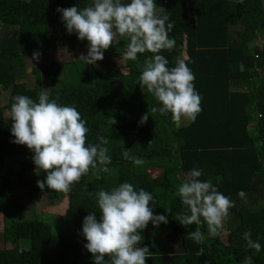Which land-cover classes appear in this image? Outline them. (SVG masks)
I'll use <instances>...</instances> for the list:
<instances>
[{
    "label": "trees",
    "instance_id": "obj_1",
    "mask_svg": "<svg viewBox=\"0 0 264 264\" xmlns=\"http://www.w3.org/2000/svg\"><path fill=\"white\" fill-rule=\"evenodd\" d=\"M154 3L160 17L168 16L166 27L173 24L168 36L175 41L172 49L159 54L171 69L185 52L183 61L194 74L201 97L202 111L194 122L185 119L182 126L174 122L171 112H152L163 105L140 86L145 61L155 54L146 51L138 53L136 60L125 59L128 39L119 35L104 51V59L94 65L78 57L62 64L56 82L39 76L33 87L18 82L14 59L34 53L42 58L51 36L64 48L87 55L89 42L81 41L76 32L68 33L57 9L83 10L94 0H0V92L8 95V106L17 95L38 103L46 87L43 81L48 83L49 100L75 107L89 130L86 144L100 143L99 137H104L111 158L109 172L90 169L81 178V189L70 196L62 219L54 225L33 214L17 219L2 234L7 247L0 248V264H95L85 247L84 219L96 213L100 222L98 192H110L125 182L151 193L154 215L168 220L159 226L149 222L142 230L138 247L149 248L145 264H243L246 257L252 258V264H264V0ZM116 58L123 60L126 72L117 70ZM5 110V105L0 106V214L17 186L33 199L51 190L38 187L37 181H46L47 174L37 169L35 153L27 145L13 142L12 114L6 116ZM145 114L148 120L142 124ZM125 151L143 163L126 159ZM139 165L159 174L149 177L137 170ZM192 170H200V181L210 182L234 202L225 217L226 243L221 233L209 234L203 218L200 225L186 227L176 219L188 212L178 189ZM241 190L246 199L239 197ZM197 227L204 235L202 244L188 236ZM161 231L170 233L168 241L152 244L154 234ZM246 231L261 245L259 252L247 246ZM105 261L111 264L109 257Z\"/></svg>",
    "mask_w": 264,
    "mask_h": 264
},
{
    "label": "clouds",
    "instance_id": "obj_2",
    "mask_svg": "<svg viewBox=\"0 0 264 264\" xmlns=\"http://www.w3.org/2000/svg\"><path fill=\"white\" fill-rule=\"evenodd\" d=\"M57 11L62 13L69 34L76 32L81 41L86 39L89 42L87 55L82 54L79 58L86 65L102 61L104 51L113 45L117 35L128 39L125 59L136 60L138 53L146 51L155 54L145 61L140 75L142 89L146 87L163 105L151 111H159L162 115L171 112L177 123L182 117L193 122L196 120L202 109L201 97L193 83L195 76L183 60L169 69L168 60L159 54L164 49H172L175 41L168 36L173 24L166 27L169 18L157 14L154 0H131L129 4H123L121 0H94L92 6L83 10L74 6L58 8ZM39 56L40 53H34L33 59L38 60ZM11 114L13 142L27 145L35 153L33 159L37 169L47 174L46 181H37L41 190L47 187L67 193L90 169L110 171L107 165L111 158L104 146L108 140L99 137L100 143L86 144L89 130L75 107L50 101L48 94L42 91L38 103L28 96L14 97ZM147 120L148 114H145L141 123ZM123 155L136 164L143 163L131 157L128 151ZM201 174L200 170H192L189 179L179 187V196L188 212L176 219L186 227L200 225L203 218L209 234L216 237L229 209L235 205L210 182L200 181ZM238 195L246 199L243 190ZM151 201V193L144 189L137 191L127 182L110 192H98L101 221H97L96 213H91L85 217L82 230L88 241L85 247L92 253L95 264H106L105 257L110 258L111 264H145L149 248L138 247L143 239L142 230L149 222L155 226L168 222L165 215H154L149 206ZM188 236L198 244L203 243L204 235L199 227ZM244 239L249 248L256 252L261 250V245L251 239L250 231L245 232ZM243 264H252V258L246 257Z\"/></svg>",
    "mask_w": 264,
    "mask_h": 264
},
{
    "label": "rangeland",
    "instance_id": "obj_3",
    "mask_svg": "<svg viewBox=\"0 0 264 264\" xmlns=\"http://www.w3.org/2000/svg\"><path fill=\"white\" fill-rule=\"evenodd\" d=\"M115 41V40H114ZM80 51H71L64 48L60 42L50 37V42L44 49V55L42 58L33 59V56L28 55L22 59H14L13 65L18 70V82L25 83L28 87H33L34 79L36 76L47 80L49 82H56L61 73V66L65 62H70L78 57H80ZM185 52L182 51L179 59H185ZM116 68L119 72L124 73L126 69L124 67V62L122 59L116 58L113 60ZM45 88L44 92H48L46 89L50 86L48 83L44 82ZM49 88V87H48ZM6 107L5 115H11V106H8V95L5 92H0V106ZM186 120L181 118V121L177 123L178 126L186 124ZM251 128V127H250ZM138 171L145 173L147 176L153 175L156 177L159 171L143 165H139ZM149 176V177H150ZM81 186L79 183H74L71 186V190L67 193L57 192L55 190H50L47 193L39 194L36 199L31 198L26 189L21 186H17L15 190L14 197L10 199L4 209V212L0 214V248L7 247L4 245L2 240V234L12 228L14 222L17 219H25L33 215H38V217L45 222L52 223L53 225L57 223L58 220L62 219L68 205V199L70 196L79 191ZM228 221L226 218L223 220V228L220 230L221 240L226 243L228 236ZM170 234L168 231H161L154 234L152 244H164L166 243L167 236ZM174 235L177 232L174 231ZM27 244H23L22 247Z\"/></svg>",
    "mask_w": 264,
    "mask_h": 264
}]
</instances>
